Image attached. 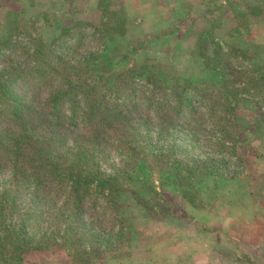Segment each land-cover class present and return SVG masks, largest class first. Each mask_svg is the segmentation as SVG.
Instances as JSON below:
<instances>
[{"label": "rangeland", "instance_id": "1", "mask_svg": "<svg viewBox=\"0 0 264 264\" xmlns=\"http://www.w3.org/2000/svg\"><path fill=\"white\" fill-rule=\"evenodd\" d=\"M144 1L0 0L1 81L43 61L33 50L35 38L42 40L45 56L51 48L59 55L80 43L78 66L92 51L113 72L132 68L144 75L114 100L130 117L123 125L128 136L135 130L136 138L124 147H117L105 125L98 126L104 115H84L90 104L81 95L45 110L58 121V144L41 158L46 170L33 169L27 177L48 175L57 182L32 191L24 180L11 186L12 175L0 177V245L8 250L0 253V264H171L176 248L197 247L199 230H219L226 202L235 201L226 192L236 187L233 178L248 167L264 171L258 163L264 160V0H158L163 3L155 6ZM150 73L155 77L148 80ZM178 83L191 87L190 126L159 143L161 97L167 99L172 89H165ZM156 84L165 87L163 94L148 101ZM25 87L15 89L13 101H20L13 109L26 103L27 115L43 113L47 83H33V93L40 95H29ZM197 93H207L202 108ZM9 108L0 104V123ZM106 108L116 115L113 103ZM215 114L221 117L213 120ZM85 129L90 139H79ZM94 136L106 144L88 145L96 143ZM87 147L97 154L105 181L106 194L95 206L66 189L84 175L72 165ZM59 183L63 190L54 189Z\"/></svg>", "mask_w": 264, "mask_h": 264}, {"label": "trees", "instance_id": "2", "mask_svg": "<svg viewBox=\"0 0 264 264\" xmlns=\"http://www.w3.org/2000/svg\"><path fill=\"white\" fill-rule=\"evenodd\" d=\"M103 26L102 28H104ZM100 35L101 33H99ZM32 42L34 43V52L39 51L44 58L43 61L37 62L35 67L24 69L17 77L9 76L2 81L0 80V104L10 107L4 123H0V177L10 174L12 177H8V181H10L11 186L16 185L20 180H24V186L35 191L39 188L44 189L49 184L52 187L57 182L54 177L48 175L38 177L35 174L33 177H27V174L33 169H37V173L46 170V163L41 158L44 152L52 148L54 143L58 144L57 137L54 136V129L58 127V121L54 119V113L47 115L45 110L47 108L52 110L55 106L57 107L60 100L81 95L84 101L90 104L87 106L88 111H85L84 115L90 119H94L99 114L104 115L105 117L98 119V126L105 125L103 128L107 130L106 133L111 134V138L117 141L115 143L117 147H124L136 138V136H133L135 130H132L130 136H128V131L123 125L124 120L130 117L122 115L123 112L118 110L119 108L114 103V100L116 97L131 91V86L138 79L144 78V75L141 70L132 68L113 72L102 57L92 51L84 59L80 60V65L78 66V56L76 54L81 48L82 44L80 43H78V46H72L61 54L55 55L56 44L59 43V40H56L53 42V46L55 45L56 47L55 50L54 48L53 50L52 48L49 49L47 56H45L43 52L47 51L42 40L35 38ZM154 77L155 75L150 73L146 79L150 80ZM39 80L41 85L47 83L48 86L44 91L47 99L41 104L44 107V112L27 115L31 104L26 103L18 107L17 110L13 109L20 101H13L16 88L26 85L23 91L29 93V95L43 94L42 92L33 93V83ZM155 86L156 88L151 91L153 94L146 97L148 101H154L158 93L163 94L165 87L159 84ZM169 88L172 90L165 94L168 98L166 99V97L162 96V101L159 104L161 125L158 132L155 133L157 135L156 140L159 143L163 140L166 143L169 142L170 136L177 132L178 128L187 129L190 126L187 125L189 123L187 119L192 114L190 113L189 102L191 95L187 96V94L191 87L178 83L169 86L165 90ZM156 90L162 91L155 92ZM206 94L203 95V98L199 93L194 95L200 101L198 105L200 108L206 104ZM106 96L109 99L105 98ZM213 96L211 94L210 99H213ZM109 103H113L116 115H111L110 112H107L108 109L106 107L109 106ZM202 103L204 104L202 105ZM136 113L141 117V111ZM118 116L125 119H119ZM195 117L193 118L194 124L197 123L195 122ZM210 117H212V114ZM219 117H221L219 114H215L213 120ZM104 122L106 123L104 124ZM228 124L230 131L233 125L230 119ZM217 127L216 131H222L217 129ZM189 129L191 131L192 128L190 127ZM95 130L103 132L101 129ZM86 131L87 134H81L79 139H90L91 133L89 129H85ZM188 135L186 133L185 137L190 140ZM231 137L233 138V135ZM61 139H64V137ZM93 141L96 143L92 141H87L86 143L88 145L106 144L104 137L94 136ZM174 144L171 143L169 145L172 147L170 153ZM96 157L97 154L88 147L78 151V162H75L72 166L77 167L78 171L84 175H78V179L72 181L66 188L69 190L68 194L78 191V198L85 202L91 201L93 206L98 202L100 195L104 196V192L106 194L105 186L103 185L105 181L101 178L98 169L99 162L96 161ZM52 167H57V165L55 164ZM71 170L73 171V167ZM56 188L63 190L60 183L57 187H54V189ZM93 193H96V195L92 196ZM106 208H109V206L103 207V209ZM91 231L94 233V230ZM93 233L91 236H94ZM8 237L11 238L12 235L10 234ZM4 246H6L5 243L0 245V253L2 255L8 252ZM2 259L3 256L0 257V260Z\"/></svg>", "mask_w": 264, "mask_h": 264}, {"label": "crops", "instance_id": "3", "mask_svg": "<svg viewBox=\"0 0 264 264\" xmlns=\"http://www.w3.org/2000/svg\"><path fill=\"white\" fill-rule=\"evenodd\" d=\"M141 1L145 4L144 0ZM157 3L160 1L153 0L147 5L155 6ZM162 10L160 6V11ZM152 11L153 8L147 12L150 14ZM170 13L171 9L168 10V14ZM153 16L154 20L162 19L157 14ZM163 17L172 18L170 15ZM159 22L158 26L161 24ZM258 163L264 164V160ZM248 168L249 170L246 169L233 178L236 187L226 191L234 194L235 201L232 204L226 202V211L218 219L219 230H199L202 239L197 240V247L188 246L191 240L189 236V240L185 241L188 247L176 248L172 253L171 264H264V183L260 187L256 183L264 182V171ZM246 183L249 184L247 188H239ZM240 195L243 197L239 199ZM181 238L183 242L185 236L181 235Z\"/></svg>", "mask_w": 264, "mask_h": 264}]
</instances>
